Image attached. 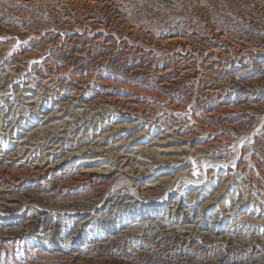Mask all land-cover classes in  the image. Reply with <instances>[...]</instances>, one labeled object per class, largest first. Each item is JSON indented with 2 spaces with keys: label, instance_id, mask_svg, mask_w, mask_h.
<instances>
[{
  "label": "rangeland",
  "instance_id": "rangeland-1",
  "mask_svg": "<svg viewBox=\"0 0 264 264\" xmlns=\"http://www.w3.org/2000/svg\"><path fill=\"white\" fill-rule=\"evenodd\" d=\"M0 38L16 43L6 58L27 46L30 73L49 58L62 75L87 72L133 84L168 102L161 117L197 118L204 138L223 139L198 155L203 139L188 143L115 110L62 109L40 120L47 128L30 137L34 152L27 151L36 159L47 151L44 137L53 139L58 128L68 136L53 142L67 144L65 153L85 151L20 186L16 206L2 205V232L13 226L27 236V249L2 253V264H62L76 252L75 262L89 264H264V201L235 170L263 176L264 0H0ZM25 86L0 70V108L26 107ZM5 139L6 151H16L15 138ZM96 157L103 160L86 162ZM109 163L104 190L82 187L77 177L84 169ZM184 225L197 231L190 240L178 232Z\"/></svg>",
  "mask_w": 264,
  "mask_h": 264
},
{
  "label": "bare ground",
  "instance_id": "bare-ground-1",
  "mask_svg": "<svg viewBox=\"0 0 264 264\" xmlns=\"http://www.w3.org/2000/svg\"><path fill=\"white\" fill-rule=\"evenodd\" d=\"M14 44L16 43L13 40H9L7 38H0V70L3 72L6 78L10 77L14 81H19L20 79L24 81V83L26 84V95L24 94L25 99L23 100V102L26 103L27 106H21L20 108H17L15 110V107L6 104L7 108L5 110H9V112H7L6 114H4L5 110H2V107L0 108V193L5 190H7V193L9 192L7 196L3 198L0 197L1 213L2 205L9 207H14L17 205L16 201H19V199L17 198L15 192L20 188V186L27 184L26 182L38 181L42 177L44 178L45 176L53 173L54 170H56V167L62 164V162L68 157L71 158L75 154L78 153L79 155L80 153L85 151L84 149H82L80 151H72L65 153L64 150L67 149V144L63 145L60 140V143L58 144H56L58 140L53 142L54 138L66 139L68 136V132L62 134V132L64 131H59L62 129L58 128V131H53V134L55 135L53 139L47 138L48 135L44 137L46 139L45 144H47V151H44L42 158L36 159L35 156L32 155V153L34 152V146H30V144L34 143H32L33 141H31L30 137H38L40 135L39 131L45 130L47 128V126L42 127V123H40V120L45 119L43 121L45 123L54 116H60L61 113L59 111H62V109L70 110V108H72L73 111L75 109V111L78 110L84 112H90L92 110H115L121 113L129 114L134 117L137 116L139 118H144L145 120L156 122V126L159 127L158 129H161L165 132L167 131L169 134H172L175 138L185 140L188 143H193L197 139H203L202 144L198 146L196 145L197 148L194 149L198 155H200L201 153L204 154L206 152H209L212 150V148L220 146L222 144L223 139L221 137H217L216 135H210L207 138L203 137V134H205L206 132V126H204V124L201 123V121H199L197 118H185L184 120H182L174 115H166L163 117L158 115L159 110L166 108L168 102L162 99L161 96L156 97L155 95L149 93V91L140 89L137 86H134L133 84L122 83L120 81H116L105 76L91 78V76L88 75L87 72H71L62 75L63 70L60 67L61 64L59 65L58 63H53L51 60H49V58H43L39 60L37 63V68L33 70V73H30L29 66L30 63L33 61L34 55L30 53V50L27 48L26 45H21L19 47H17L16 45L17 51L15 52V54L10 55L9 58H6L4 56L6 54V51L9 50L8 48L13 47ZM140 48L138 49V55L140 57H143L146 54L143 49L144 46L142 48L143 50H141ZM185 62L186 59H183V63ZM147 65L149 66V63ZM172 69L173 67L170 70L167 69L169 71L167 73L164 72L165 76H169L170 73H172ZM214 88H207L206 91L211 93L215 90L218 91V89ZM0 100L2 102L1 95ZM48 101L53 102V106L51 108H48ZM14 115L15 117H13ZM8 119L10 122H8ZM35 120H37L38 123H36L33 127L36 128L34 130H30V127H32L31 123H34ZM21 127L24 128L23 130H28V133L25 134V138H23L24 134L20 133L22 132L19 130V128ZM51 136L52 135H50V137ZM5 138H7V140H9L10 138H15L11 142L13 144H15L14 142H16V144L11 146H13V148L17 147L16 151H12L11 153H8V151L11 149L6 151L7 141ZM29 149L30 151L32 149L33 152H27ZM90 149L97 150V147H93ZM135 149L139 151L141 150L140 147H136ZM103 151L109 153L110 155H113L115 158L119 156V153H113L111 150L108 149H105ZM59 153H61V155H59ZM63 153H65V155ZM62 154L64 156L58 159V157L62 156ZM48 155H52L54 160L50 159ZM102 160V158L96 157L86 162L97 164ZM112 167L113 166L111 163L101 168H95L91 165L89 166V168L84 169L82 171V174L78 176L77 179L78 181H80L82 187H84L85 189L89 190L91 187H94L100 191L104 190L107 187L109 181H111V178L108 176V171L112 170ZM102 168L106 169L103 171ZM138 169L143 170L144 168L138 166ZM235 170H237V173L240 174V176H242V178L244 179V182L241 183H247L248 187L250 188L249 190H252L254 192L253 194H255L256 197L260 196L258 199H263L264 201V170H261V174H263V176L261 177H257L254 173H251L248 170H244L242 166H238L237 168H235ZM229 179L231 180L232 177ZM227 200H230V196L228 195ZM202 206L204 208L205 205ZM238 206L239 205H237L236 208ZM226 214L230 215L228 213ZM47 216L49 215H46L44 217ZM87 221L88 219L84 220L83 222L85 223ZM191 226L184 225L181 227V230L177 229L178 232L183 235L184 240H190L191 236L194 234V231H196V229L194 230L193 228H191ZM176 228H178V226ZM15 229L16 227L13 226L10 228L8 227V230H5V232H2V229H0V264H2V253H12L14 251H20L21 253H23L27 249H25V238L27 237L26 236L24 238L25 232L23 233L18 229ZM25 229L26 227L24 228V230ZM169 232H174V230L170 228ZM169 232H166L163 236L169 235ZM75 234L76 233H74L72 237H75ZM37 235H39V233ZM77 255L78 254L76 252L75 254H73V258L60 259V262L62 264H89V262L87 261L88 259L86 257L85 258L87 260L85 261L78 260L79 262H75ZM111 264L117 263L112 262Z\"/></svg>",
  "mask_w": 264,
  "mask_h": 264
}]
</instances>
